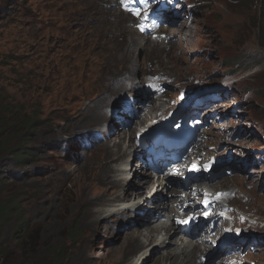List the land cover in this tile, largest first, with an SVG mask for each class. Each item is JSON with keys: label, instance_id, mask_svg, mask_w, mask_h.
<instances>
[{"label": "rangeland", "instance_id": "rangeland-1", "mask_svg": "<svg viewBox=\"0 0 264 264\" xmlns=\"http://www.w3.org/2000/svg\"><path fill=\"white\" fill-rule=\"evenodd\" d=\"M94 1L0 0V102L13 103L20 110L16 121L38 115L27 139L29 148L39 149L38 161L27 168L2 159L0 198L12 199L21 208L31 229L39 231L45 251L65 245L68 264H165L160 263L163 256L176 245L164 249L152 244L145 256H141L144 248L139 247L136 255L127 254L129 235L154 226L146 223L148 219L142 223L134 212L126 220L120 216L126 222L121 227L114 223L119 221L116 216L100 219L95 225L88 201L98 195L100 185L106 193L104 199L112 200L121 193L120 188L115 193L104 172L107 146H133L137 124L154 119L160 105L155 102L156 109L151 110L154 102L149 101L146 118L133 121L130 134L116 136L119 127L115 124V133L104 142L87 147L84 138L101 130L107 121L101 116L107 115L112 97L121 94L122 98L126 93L117 84L133 82L136 88L131 95H139L145 73L151 70L169 76L165 98L170 101L165 108L204 87L223 89L218 101L201 113L213 114L206 117L208 127L201 130L218 152L219 163L230 167L233 174L212 185L231 192L228 206L235 210L234 220L223 228L258 238L256 254H247L239 264H264V32L260 28H264V0H198L202 7L195 28L167 30L174 39L151 49L143 48L141 43L146 42L131 32L113 42L105 37L93 10ZM104 2L98 0L104 9L114 4ZM132 22L127 18L124 25L133 31ZM188 31L196 34L197 43L185 40ZM126 38L136 46L128 48ZM184 82L188 86L180 90ZM109 84H116V90L106 93ZM142 172H133L129 187L138 188L150 178L146 170ZM151 217L153 224L155 216ZM18 220L11 217L0 230V241L14 258L21 253L14 238ZM72 230L78 237L74 238ZM223 233L221 229L220 235ZM70 235L72 241L67 239ZM209 251L214 252L212 247ZM233 259L236 257H219L214 262L226 264Z\"/></svg>", "mask_w": 264, "mask_h": 264}, {"label": "bare ground", "instance_id": "bare-ground-1", "mask_svg": "<svg viewBox=\"0 0 264 264\" xmlns=\"http://www.w3.org/2000/svg\"><path fill=\"white\" fill-rule=\"evenodd\" d=\"M100 2L105 3L104 0H100ZM110 2L113 4L111 0ZM93 3H94L93 10L96 12L95 14H97L99 18L98 20L101 23L100 26L102 28V31L105 37L107 38L109 37L113 42L117 40V37H122V38L125 37V33L131 32L132 34L136 35L135 33L136 31L134 30L132 31L131 29H128V26L124 25V22L126 21L127 18L131 19L130 17H128V15L124 14L123 12H120L119 10H116V8L113 6L110 9H104L101 5L98 4V0H95ZM111 3L107 2V4H111ZM188 32H189L188 34L187 33H185V35L183 34L186 41L196 37V34L193 31H188ZM116 33H120V35H117ZM170 34L173 35V33H170ZM193 42L197 43L195 42V39L191 41V44ZM125 45L128 48L131 47V45L135 47L136 43L132 44V41H128V39L126 38ZM142 47L146 48L147 47L146 43L142 44ZM128 74L130 76L132 72L130 71L128 72ZM132 83L128 85H125L123 83H118L117 86H120L122 88L121 91H125L126 93L128 92L132 94V90L136 88V86L132 85ZM115 85L116 84H109V87H105L106 93L109 90L111 91L116 90ZM187 86H188V83H185V82L182 83L180 85V90H183ZM144 92L145 90L143 88V90H140L139 95L138 94H135V95L137 97L142 98ZM146 103L149 104V100H147ZM150 109L154 110L156 108L153 107ZM158 110L161 111L160 108H158ZM94 117L95 115H93L92 118ZM137 120H139V117H135L133 119V121H137ZM148 120L151 121L152 119L146 118L144 120L145 123H147ZM141 124L144 125L142 121H140L137 125L142 126ZM109 131L114 134L115 128L111 127ZM119 134L121 133H119V129H118L115 135L117 136ZM138 153H139V150L135 149V145L134 146L129 145L127 148L121 147V143L119 145L107 146L106 156L108 158V162L105 164V166H103L104 172L106 173L107 178L109 177V181L113 185L114 190H116L115 193H117L118 188H120L121 193L117 195L114 199L107 200V199H104L106 197V193L104 191L103 185H100L98 187L97 189L98 195L88 200L89 205L93 206L92 210L90 211V215H92V219H93V224L97 225L96 222L100 219H107V218L116 216L117 219H119V221H115L114 223L118 224L121 227V225H124L126 222L124 223V221L121 220L120 216H125V220H126L130 216L129 213L134 214V212H138L134 214L135 218H141L142 223H145L146 219H148L147 220L148 222L146 221V223H148V225L149 224L152 225L150 221L151 220L150 218H152L151 216L154 215L155 216L154 218H156L157 216L159 220L161 218L166 217L165 216L166 214L167 215L170 214V212L167 213V211H171L172 209L171 204H174L175 202L174 199L171 200V199H168L167 196H164L163 194L164 188L161 190L160 193L152 196L151 193H152L154 184L151 183L149 176L148 178H146L145 181H143L140 184V187L138 188H132L128 186V182L131 179V175L133 174L135 170H136V174L143 175L142 171L144 170V166L140 163V160L138 159L139 157ZM217 154H216V158L220 160V158L217 157ZM123 159H126V161H121ZM221 161H223V157L221 158ZM134 163L136 165H134ZM130 164H132V168H130L129 170ZM223 165L225 164H222V166ZM146 191H148L147 195H145ZM177 193L179 192L176 191V194ZM143 196H144V200L142 201ZM102 201H108L107 205H103L101 207L100 204ZM149 205H153V206L150 207ZM147 206H148V210L145 211L144 207H147ZM158 220L156 221L157 223L156 226H152L151 228L147 229L145 232L136 230L131 235H129V238L127 239L128 240L127 246L125 247L127 250V254L136 255V253H138L137 248L139 247L140 249L144 248L141 256H145L147 253V251H145L146 248L152 244H156L157 247H160V248L163 247L164 249L168 246L171 247V246L176 245V248L173 249L171 253L168 252L165 256H163V259L161 260L160 263L164 262L165 264H198L197 260H200L201 257H206L207 255V262H206L207 264L209 263L217 264L216 262H214V260L217 259L221 253L225 252L223 251L220 253L222 244H224L222 241H219L217 247L216 245H212L211 243L213 241H216L217 239H221L228 233L227 231H224L223 235H220L221 229H222L221 227H218L216 237L212 238L211 240L208 238H205V236L209 235V232L207 231L208 225H204L202 233L196 237L195 243L189 242V241L184 242L185 240H183V237H186L187 235L183 234L181 238L179 237V233L175 230V227L177 225L176 223H172L171 225L172 228H165L164 223L160 224ZM162 231L165 232V235L163 236H162ZM172 231H174V233L171 236ZM173 238L177 239V241H179L180 244H178L176 240H173ZM142 239H144V243L141 242ZM214 246H215V249L219 248V250L213 249ZM211 247H212V250L214 251L213 253L209 251ZM199 253H201L202 256H198ZM233 260L235 261L234 262L235 264L237 262H240V258L233 259ZM232 261L230 262L227 261V263L234 264V263H231ZM200 264H204V263L200 262Z\"/></svg>", "mask_w": 264, "mask_h": 264}, {"label": "trees", "instance_id": "trees-1", "mask_svg": "<svg viewBox=\"0 0 264 264\" xmlns=\"http://www.w3.org/2000/svg\"><path fill=\"white\" fill-rule=\"evenodd\" d=\"M260 28L264 32L262 25ZM20 114L13 103L0 102V163L3 158H7L18 166L26 167L38 156L35 149L29 148L27 139L38 115L33 113L28 118L16 121ZM13 216L19 219L14 238L21 245V248L18 247L21 253L15 258L10 256L7 247L0 241V264H68L69 256L65 245L45 251L40 243L39 231L31 229L21 208L12 199L8 201L0 198V230L7 227ZM72 234L74 238L78 237L77 232L73 231ZM71 237L72 235L67 239L72 241Z\"/></svg>", "mask_w": 264, "mask_h": 264}, {"label": "snow or ice", "instance_id": "snow-or-ice-1", "mask_svg": "<svg viewBox=\"0 0 264 264\" xmlns=\"http://www.w3.org/2000/svg\"><path fill=\"white\" fill-rule=\"evenodd\" d=\"M137 15H139V13H137Z\"/></svg>", "mask_w": 264, "mask_h": 264}]
</instances>
